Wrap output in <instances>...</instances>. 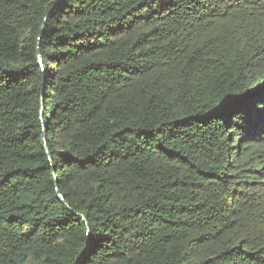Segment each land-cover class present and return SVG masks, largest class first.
Masks as SVG:
<instances>
[{"label": "trees", "instance_id": "1", "mask_svg": "<svg viewBox=\"0 0 264 264\" xmlns=\"http://www.w3.org/2000/svg\"><path fill=\"white\" fill-rule=\"evenodd\" d=\"M0 264H264V0H0Z\"/></svg>", "mask_w": 264, "mask_h": 264}, {"label": "water", "instance_id": "2", "mask_svg": "<svg viewBox=\"0 0 264 264\" xmlns=\"http://www.w3.org/2000/svg\"><path fill=\"white\" fill-rule=\"evenodd\" d=\"M57 196L59 197V199L62 200V197H61V195L58 192H57Z\"/></svg>", "mask_w": 264, "mask_h": 264}]
</instances>
